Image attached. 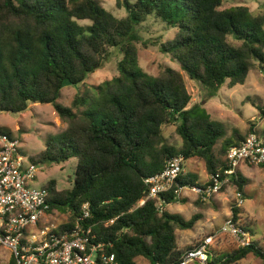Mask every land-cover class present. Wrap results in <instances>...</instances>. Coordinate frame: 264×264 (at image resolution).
Listing matches in <instances>:
<instances>
[{"label": "trees", "instance_id": "trees-1", "mask_svg": "<svg viewBox=\"0 0 264 264\" xmlns=\"http://www.w3.org/2000/svg\"><path fill=\"white\" fill-rule=\"evenodd\" d=\"M222 5L223 0H116L127 11L116 18L98 0H0V114L23 113L30 104L52 107L65 129L30 161L57 165L76 159V166L71 188L59 190L54 180L43 185L49 212L66 214L60 230L80 221L107 245L117 264H137L138 258L176 264L182 253L176 250L175 231L191 229L200 218L159 213L155 198L139 206L148 195L145 179L177 156L184 162L198 158L209 177H223L229 148L255 134L249 129L245 136L226 137L201 105L188 107L190 96L178 71L164 67L153 77L138 65L137 28L154 18L174 30L159 52L209 98L224 86L243 84L251 70L264 75V0L258 14L244 5ZM113 49L121 53L117 76L76 95L69 107L57 103L64 86L83 84ZM169 126L180 148L163 136ZM0 135L12 140L9 133ZM195 179L183 173L177 183L203 187ZM229 183L243 195L245 180L238 172ZM163 198L165 206L178 201L171 192ZM83 204H88L87 219L80 215ZM239 213L232 206L234 221ZM248 255L264 264V250L253 242L223 258L214 255L207 264H236Z\"/></svg>", "mask_w": 264, "mask_h": 264}, {"label": "rangeland", "instance_id": "rangeland-1", "mask_svg": "<svg viewBox=\"0 0 264 264\" xmlns=\"http://www.w3.org/2000/svg\"><path fill=\"white\" fill-rule=\"evenodd\" d=\"M98 1L106 11L116 18H123L127 14L124 7L118 8L116 6V0ZM134 1L129 0L130 3ZM262 3L263 0H223L222 8L244 5L248 7L251 13L258 14L259 5ZM78 24L89 25L90 23L89 21H79ZM137 32L140 37L137 43L138 65L145 73L154 77L164 67L178 71L185 81L186 90L190 96L188 107L196 104L201 105L212 121L220 123L223 126L226 137H230L235 133L245 136L247 131L252 129L257 137L264 140V75L260 70L257 68L251 70L243 84L236 85L233 88L224 86L214 97L209 98L199 84L190 81L186 77L171 57L159 52L161 44H165L173 38V29L165 27L158 19L149 18L137 28ZM120 59L121 53L115 49L111 50V55L102 68L89 75L83 84L64 86L60 92V96L56 100L57 103L64 107H69L76 95H80L85 90L117 76V64ZM64 129L65 124L60 121L50 105L30 104L23 113L0 114V133H9L11 138L18 142L26 164L31 163L30 159L36 157L45 149L49 138H54ZM163 136L168 144L176 148L181 147V140L175 133L173 126L164 127ZM35 166L38 171L30 187H43L49 181L54 180L59 190L71 188L76 159H70L57 165L43 163L35 164ZM183 169L185 175L196 177L194 182L197 187L203 186L208 180L205 164L198 158L183 161ZM239 170L243 171L242 166L241 168L239 167ZM247 173L248 175L245 176V183L243 184V199L246 198L247 201L243 202L241 209L248 208L253 217L250 216L242 222L238 218L236 219L243 229H250L249 236L252 240L251 242L264 250V215H262L264 214V204L263 196L259 193V187L264 188V169L260 166L251 165L247 169ZM226 186V189L224 188L226 191L223 189L224 192L232 193L233 190L236 191L235 187L231 186V184ZM187 191L185 189L183 191L184 194L188 193ZM235 200L234 196V199L228 203V206L232 207ZM187 207L186 205L182 208L185 209L184 213L191 218L194 214ZM172 209L170 207L169 212ZM65 218V213L55 211L52 213L50 219L56 225L63 222ZM255 221L256 223L251 224ZM177 239L180 240V235H178ZM214 244L217 247L214 249L215 256L220 258L237 249L234 240L228 236L220 237L218 240H215ZM7 257H9V253L0 248V260H5ZM136 263L148 264L141 258L136 259ZM236 264H262V262L260 259L248 255Z\"/></svg>", "mask_w": 264, "mask_h": 264}, {"label": "built area", "instance_id": "built-area-1", "mask_svg": "<svg viewBox=\"0 0 264 264\" xmlns=\"http://www.w3.org/2000/svg\"><path fill=\"white\" fill-rule=\"evenodd\" d=\"M226 163L223 177L214 174L206 185L194 187L192 191L204 200L209 199L230 184L241 164H264V140L255 134L248 135L239 145L229 148ZM182 165V157H172L162 172L145 179L148 195L138 205L155 198L156 210L161 213L165 206L164 194L171 192L178 198L183 190L191 189L177 183L179 175L184 173ZM37 171L35 164L25 163L17 141L0 135V248L9 253L0 264H117L114 255L107 253V245L97 241L80 221L65 230L51 222L47 191L43 187H30ZM235 199V206L240 208L243 197L236 192ZM80 215L82 219L89 217L88 204L82 205ZM222 236L234 240L237 248L251 243L249 233L230 217L216 232L181 254L176 264H207L211 258L210 248Z\"/></svg>", "mask_w": 264, "mask_h": 264}, {"label": "crops", "instance_id": "crops-1", "mask_svg": "<svg viewBox=\"0 0 264 264\" xmlns=\"http://www.w3.org/2000/svg\"><path fill=\"white\" fill-rule=\"evenodd\" d=\"M241 166L243 170L242 172L239 170V167L241 168ZM249 166L251 165L241 164L238 167V173L243 179L245 178V176L248 175L247 169H249ZM207 177L209 178V176ZM207 182L208 180L204 184H206ZM223 189L220 191L221 192L220 194L213 195L208 200L202 199L200 195L195 193V191H192V188L187 189L188 193L186 194H184L183 192L184 190H183L181 192L180 197L177 198L178 199L177 202L164 206L165 211H167L170 214L173 213V215H179L186 221L190 220L194 215L200 216V218L194 223L191 229L189 230L177 229L175 231L176 250L178 252L183 254L185 251L191 249L198 241H201L204 237L216 232L226 219L230 217L232 218V207H229L228 203L234 199L236 191L233 190L232 193L231 192L226 193L224 192L226 191L225 190L226 188L224 189V191ZM259 193H261V195L263 196L262 198L264 204V188L262 189L259 187ZM242 196L244 197V195ZM243 200L244 202L247 201L246 198H244ZM186 205L188 206L187 209L190 208L192 214H194L191 218L184 213L185 209L182 208L183 206ZM233 205L235 206V203ZM170 207L173 209L169 212ZM241 207H240V213L237 215V218L242 222L244 219L252 216V214L249 212L248 208L241 209ZM253 223H256V221L252 222L251 224ZM179 231L181 232L177 233ZM246 231L249 233L250 229L248 228ZM178 235H180V240L177 239ZM216 248L217 247L215 244L210 248L211 257L215 255L214 249Z\"/></svg>", "mask_w": 264, "mask_h": 264}]
</instances>
